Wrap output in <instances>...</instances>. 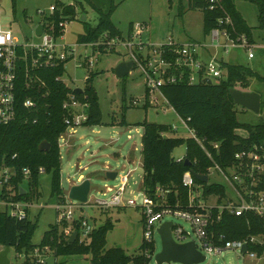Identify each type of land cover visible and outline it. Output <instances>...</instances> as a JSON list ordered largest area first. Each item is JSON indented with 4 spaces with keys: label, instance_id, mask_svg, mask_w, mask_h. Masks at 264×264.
I'll return each mask as SVG.
<instances>
[{
    "label": "rangeland",
    "instance_id": "374dc122",
    "mask_svg": "<svg viewBox=\"0 0 264 264\" xmlns=\"http://www.w3.org/2000/svg\"><path fill=\"white\" fill-rule=\"evenodd\" d=\"M73 3L74 0H0L2 24L4 28H10L19 41L24 43L25 37L27 40L34 38L32 30L40 20L39 11L49 13L50 6H66ZM234 6L250 29L251 37L247 38L250 44L245 48L237 40L220 36L219 44L228 45L226 51L212 42L210 34H204L203 13L201 10H189L188 0H80L76 7V17L69 20L65 28L63 42L74 52L73 57L65 65L66 71L62 80L68 88L83 91L86 85L85 76L89 73L94 75L92 86L98 95L102 121L100 125L95 126L84 124L76 126L68 146L60 148V186L64 195H68L71 185L77 184L78 178L82 176L90 181L91 198L100 199L102 197L100 191H103L105 187H119L121 179L128 174L126 197H134L136 203L140 205L144 195L141 189L143 130L136 124L143 120L149 123L167 124L177 128V131H173L175 137L184 139L190 137L182 124V119L158 93L150 96L149 107L144 109L145 86L137 69H133L123 78L115 76L116 65L128 60L129 56L125 48L118 44L113 51L93 55L90 45L76 44L86 26L95 27L98 24L97 10L103 13L111 11L110 20L125 40L128 39L129 32L131 33L132 43L157 45L169 40L182 44L195 42L203 47L199 51L203 62L208 63L211 59H215L218 62L249 68L264 77V0H234ZM82 16L85 22L80 20ZM130 25L131 30H129ZM136 26H139L141 30L139 36H136ZM33 41L38 40L34 38ZM249 54L252 55L251 58ZM90 57L94 61L91 69L76 68ZM247 91L258 93L261 102H264L263 83L250 79ZM134 100H137V106L132 105ZM236 110L239 123L264 124V105L258 114L240 106H236ZM85 112L84 107L77 108V114H85ZM121 119H124V125L117 124ZM236 133L243 138L247 136L246 131L242 129L237 130ZM185 153V147L180 146L173 151L172 156L175 160H181ZM107 173H116L117 176L111 181L107 179ZM209 183L221 184L225 187L226 195L232 196L231 187L218 173L211 172ZM40 184L42 196L37 202H33L31 204L33 207L29 209L30 217L38 219L32 238L34 245L40 243L50 225L57 223L54 209L56 198L51 196L50 176L43 174ZM207 204L216 206L217 197L215 195L207 197ZM1 209L2 206H0ZM72 211L75 219L84 217L96 227L107 221L112 223L113 229L106 235L107 249L120 248L128 256L139 254L143 228L141 213L138 209L113 208L81 211L73 207ZM163 221L171 222L189 233L186 241H197L198 249L205 255L188 221L175 216H166ZM57 226L60 233L63 225L59 223ZM160 250V238L155 235L153 257L148 264H155V255ZM39 251L41 256L36 257L35 261L40 259L44 261V264H89V256L55 257L53 250L49 248ZM8 257L11 264L25 262V256L17 255L13 249L10 250ZM29 261L32 262L31 256ZM202 264H264V256L252 259L247 254L241 256L238 251L229 250L220 255H207Z\"/></svg>",
    "mask_w": 264,
    "mask_h": 264
},
{
    "label": "trees",
    "instance_id": "16d2710c",
    "mask_svg": "<svg viewBox=\"0 0 264 264\" xmlns=\"http://www.w3.org/2000/svg\"><path fill=\"white\" fill-rule=\"evenodd\" d=\"M79 3L80 0H74L72 5L56 6L62 10V13H57L53 18L54 21L58 22L60 15L73 20ZM188 6L189 10L202 11L205 35H208L212 29L220 28L229 31L233 38L240 35L251 37L249 27L235 9L234 0H219L220 8L213 10L209 9L207 0H188ZM97 12L98 24L95 27L86 26L77 44L98 42L103 39L104 34L112 38L122 36L110 20L111 11L103 13L97 10ZM225 16L230 18L232 27L219 23ZM260 20L263 22L262 16ZM131 29L130 25L129 30ZM220 67L225 72V78L211 85H189L185 80L161 89L163 97L179 117L184 120L189 119L188 126L198 138L203 140L211 159L191 138L175 137L170 125L149 123L146 120L136 124L143 130L141 189L147 195L153 196L155 189L159 187L170 192L168 194L170 205H174L177 199L185 203L187 192L182 186V176L186 171L206 175L208 168L214 163L225 169L233 164L234 156L242 152L255 151L261 154L264 162V124L239 123L236 105L229 94L231 89L247 92L250 79L264 84V77L249 68L225 62H220ZM62 74L61 67L34 70L27 76L22 72L16 87L17 118L10 125L0 127V164L9 165L16 172L10 182L12 191L15 193L14 200L32 204L41 198L42 175L39 173V168H43L44 174L50 176L51 196L56 198V202L64 199L60 186L59 153V137L66 130L62 104L68 94L74 90L56 80ZM93 79L94 75L91 74L85 82L83 92L76 94V99L87 105V120L84 123L86 126L100 125L102 121L98 95L92 86ZM147 97L148 93L145 99ZM27 98L36 101L35 111H27L23 108L22 103ZM148 103L149 101L144 104V109L149 107ZM262 105L264 102H261V107ZM119 124L124 125V119H121ZM240 129L246 131L245 138L236 133ZM43 141L50 145L48 152L38 150V146ZM211 144H218V149H213ZM180 146L185 147V156L182 160H175L172 153ZM13 155H16L14 159H12ZM185 161L190 165L186 166ZM23 169L29 170L27 177ZM195 181L202 185L206 198L215 195L220 201L226 197L225 187L221 184ZM22 191H24L23 194ZM26 213L25 219L17 220L0 212V247H10L17 255L23 254L24 264H36L33 259L30 263L29 256L33 255L36 249L43 248L53 250L55 257L89 256V264H148L144 252L152 247L146 243H141L139 254L134 256L126 255L120 248H106V235L113 229L110 221L94 229L84 243L75 239L72 244L63 238L62 231L58 232L57 224L50 225L40 243L34 245L32 238L38 219L31 218L29 210ZM217 215L218 211L214 210V222L209 229L216 240L219 236H223L224 241L239 240L246 243L249 253H254L258 258L264 256V219L262 217L254 213L235 216L223 211L220 219L217 220ZM253 237L261 240L262 243L250 242Z\"/></svg>",
    "mask_w": 264,
    "mask_h": 264
},
{
    "label": "built area",
    "instance_id": "2783aa9c",
    "mask_svg": "<svg viewBox=\"0 0 264 264\" xmlns=\"http://www.w3.org/2000/svg\"><path fill=\"white\" fill-rule=\"evenodd\" d=\"M207 1L210 10L220 8L219 0ZM38 13L41 16L40 20L32 30V37L38 41H33L34 38L27 40L25 37L24 43L19 41L10 28L3 27L2 16L0 15V127L10 125L17 118L16 87L22 72L27 76L34 70L61 67L63 74L57 77L56 80L63 82V75L66 71L65 65L73 57L74 51L63 42L65 28L69 20L61 15L58 22L53 19L57 13L61 14L62 10L56 6H50L49 13H44L43 11ZM219 23H225L232 27L228 16H225ZM39 25H42V32L40 36H37L36 28ZM135 28L137 29L136 36H139L141 34L140 27L136 26ZM209 34L212 42L226 51L228 45L219 44L220 36L237 40L245 48L250 44H248V39L245 35L233 38L229 31L221 30L220 28L212 29ZM132 41L133 36L131 35L125 40L122 36L112 38L104 34L103 39L98 42L76 44L90 45L93 55L95 53L98 55V53L113 51L116 45L120 44L125 48L129 56L127 61L132 60L133 69H137L142 76L145 92L150 95L158 93L163 97L161 93L162 87L176 85L185 80L189 85H198L206 84L207 79L214 83L225 78V72L221 69L220 62L211 59L208 63H205L200 59L199 51L203 47L198 43L182 44L169 40L165 43L151 45L141 42L132 43ZM251 57L252 55L249 54V58ZM93 66L94 61L90 57L84 63L77 65L76 68L86 67L89 70ZM90 75L91 73L85 76V82L90 78ZM132 105L137 106V100H134ZM22 106L27 111H35L37 103L27 98L22 103ZM78 107H84L87 110V105L80 103L76 99L74 92L68 94L67 99L62 104V109L65 112L64 124L66 130L59 137L60 148L68 145L69 137L75 133V127L84 124L87 120L86 112L85 114H77ZM188 121L189 119H182L185 130L190 134L188 138H191L211 159L208 149L203 144V140L198 138L188 126ZM171 130L177 131V128L171 127ZM128 138L131 139L130 136ZM211 146L215 150L218 149V144H211ZM15 157L16 155H13L12 159ZM234 160L233 164L225 169L214 163L212 167L208 168L207 174L204 175L208 178L206 184H212L209 183V175L214 171L221 175L223 180L231 187L232 196L226 195L220 201L219 197L216 196L218 199L216 206L207 204L202 185L196 183L194 174L191 171H186L182 176V186L187 192L185 203L177 199L174 205H170L168 203V194L170 192L157 187L153 196L143 192L142 203L138 205L134 197H126L127 174L121 179L119 187H105L103 191H100L102 195L100 199L91 198L92 189L90 186L85 204L73 202L68 199L67 194L64 195V199L56 202L54 207L56 224L61 223L63 225L62 235L65 240L68 241L73 233H77L76 239H79L80 243H84L97 227L90 224L84 217L75 219L72 211L73 207L81 211L88 209L135 208L141 213L142 242L152 247L151 251L146 250L144 252L148 263L153 257L155 235H158V229L165 223L163 220L166 216L179 217L191 224L199 245L205 252V260L207 255H220L229 250L238 251L241 256L247 254L253 259L256 255L249 253L248 248L246 253H242V246L246 245V243L239 240L224 241L223 236H219L216 240L214 234L209 230L214 222V210L218 211L217 220L220 219L223 211L235 216H241L244 213H254L264 219V162L261 154L255 151L237 153L234 156ZM23 173L27 177L29 170L23 169ZM39 173L43 175L44 169L39 168ZM15 175L16 172L13 167L4 163L0 164V206H2L0 212L6 213L11 218L22 220L26 218V211L32 206L31 204L14 200L15 193L12 191L10 182ZM170 234L176 244L188 243L186 240L189 237V233L181 227L172 224ZM191 242H194L196 250L202 253L198 249L197 241ZM250 242L262 243L261 240L254 237L250 239ZM2 248L0 247V249ZM38 256H41V253L39 249H36L31 257L35 261ZM35 263L44 264V261L36 259Z\"/></svg>",
    "mask_w": 264,
    "mask_h": 264
},
{
    "label": "water",
    "instance_id": "95a60500",
    "mask_svg": "<svg viewBox=\"0 0 264 264\" xmlns=\"http://www.w3.org/2000/svg\"><path fill=\"white\" fill-rule=\"evenodd\" d=\"M81 21H85L84 16L81 17ZM42 32V25L36 28V35L40 36ZM133 69V61H123L116 65L114 68V74L117 78H123L127 76ZM206 85H211L212 82L207 79ZM74 94H81L83 91L80 89H75ZM229 94L236 106H240L245 110L252 113L258 114L261 109V98L256 92H242L236 89H231ZM50 145L43 141L38 146L40 152H48ZM185 165H190L189 162L185 161ZM116 173H107V179L113 181L116 178ZM195 179L201 183H207L208 178L204 175L194 174ZM90 191V181L84 180L79 185H74L70 188L68 192V199L79 203L85 204L87 202L88 193ZM24 191H22V194ZM172 226L171 222H165L158 229V235L161 242V250L155 255V264H202L205 261V256L196 250L194 242H188L184 244H176L170 234V228ZM77 233H73L68 243H74ZM10 247H4L0 249V264H10L9 252ZM247 246L244 244L242 246V253H246Z\"/></svg>",
    "mask_w": 264,
    "mask_h": 264
},
{
    "label": "crops",
    "instance_id": "0c3cea01",
    "mask_svg": "<svg viewBox=\"0 0 264 264\" xmlns=\"http://www.w3.org/2000/svg\"><path fill=\"white\" fill-rule=\"evenodd\" d=\"M189 7V6H188ZM242 17V16H241ZM243 18V17H242ZM244 20V19H243ZM245 21V20H244ZM116 27V26H115ZM117 28V27H116ZM119 30V29H118ZM145 95H146V92H145ZM150 96H152V95H150V94H148V97L145 99V103L147 102V101H149L150 102ZM152 101V100H151ZM153 102H151V104H152ZM153 105H154V103H153ZM157 105V104H156ZM155 105V106H156ZM144 106V105H143ZM125 123V122H124ZM117 124H119V122H117ZM119 125H121V124H119ZM72 140V138L71 137H69V141H68V143L70 142ZM68 146V145H67ZM66 147V146H65ZM85 179L81 176V178H78V180H77V184H72L71 185V187L72 186H74V185H79L82 181H84ZM33 207V206H32ZM11 264V263H10Z\"/></svg>",
    "mask_w": 264,
    "mask_h": 264
}]
</instances>
